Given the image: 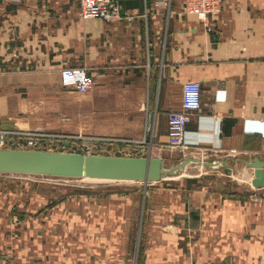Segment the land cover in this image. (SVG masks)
<instances>
[{
  "label": "crops",
  "instance_id": "obj_1",
  "mask_svg": "<svg viewBox=\"0 0 264 264\" xmlns=\"http://www.w3.org/2000/svg\"><path fill=\"white\" fill-rule=\"evenodd\" d=\"M184 5L122 0L131 19L107 22L82 19L79 0H0V127L142 139L150 123L165 162L168 112L197 81L184 144L231 170L218 186L163 178L72 196L0 174V264H264V186L244 164L264 159V0H222L211 31ZM65 66L88 72V92L61 85Z\"/></svg>",
  "mask_w": 264,
  "mask_h": 264
},
{
  "label": "built area",
  "instance_id": "obj_2",
  "mask_svg": "<svg viewBox=\"0 0 264 264\" xmlns=\"http://www.w3.org/2000/svg\"><path fill=\"white\" fill-rule=\"evenodd\" d=\"M184 3L185 9L195 15L207 31H211L209 17L221 10L222 0H184ZM79 9L82 19H98L107 22L131 19L127 11L122 9L121 0H79ZM59 75L63 87L78 93L88 92L93 85L92 77L82 67L65 66L61 68ZM200 97L199 82L185 81L182 83L180 109L171 110L167 115V144L165 147L169 151H180L184 155L191 152L184 144V133L192 115L200 108ZM145 129L148 136L145 135L142 139H127L116 136L0 127V150H41L114 156H132L134 153L141 152L146 156H152V125L148 123Z\"/></svg>",
  "mask_w": 264,
  "mask_h": 264
},
{
  "label": "water",
  "instance_id": "obj_3",
  "mask_svg": "<svg viewBox=\"0 0 264 264\" xmlns=\"http://www.w3.org/2000/svg\"><path fill=\"white\" fill-rule=\"evenodd\" d=\"M186 164H202L211 169H221L230 175L226 160L211 162L198 161L185 157L171 168H164L158 156H114L81 154L72 152H53L41 150H0V174L45 175L70 178H91L114 181L156 182L165 175H172ZM251 168L253 176L250 184L254 188L264 186V159L257 157L244 161Z\"/></svg>",
  "mask_w": 264,
  "mask_h": 264
},
{
  "label": "rangeland",
  "instance_id": "obj_4",
  "mask_svg": "<svg viewBox=\"0 0 264 264\" xmlns=\"http://www.w3.org/2000/svg\"><path fill=\"white\" fill-rule=\"evenodd\" d=\"M71 150V149H70ZM206 156V155H205ZM204 156V158H205ZM186 155L180 151H171L166 156V160L164 162V168H171L174 167L176 164L184 160ZM203 161L211 162L212 160H208V158L203 159ZM3 175H14V174H3ZM17 175V174H15ZM20 176H24L25 178L35 179V178H41L40 181L44 182L45 184H49L53 190L57 189L59 192L64 193L65 196H72L76 194H86L90 192L93 189L99 188V187H108L111 188L110 185H112V189L116 187L117 185H124V186H133V187H139L142 186L144 183L139 182H112V181H101V180H87L85 178H70V177H58V176H45V175H23L19 174ZM225 173L221 169H211L207 166H198L197 164H186L181 170L176 172L172 175H165L164 179H166V182L169 178H175V182L184 181V180H194L195 185H202L207 181L212 180L213 183L216 182V185L222 183V181H225L227 183H231L229 181L230 178H227L224 176ZM29 179V180H30ZM197 180L199 182H197ZM236 182V181H234ZM106 189V188H104ZM58 192V193H59ZM133 251L130 252V259H138L140 250L137 252L134 247Z\"/></svg>",
  "mask_w": 264,
  "mask_h": 264
},
{
  "label": "bare ground",
  "instance_id": "obj_5",
  "mask_svg": "<svg viewBox=\"0 0 264 264\" xmlns=\"http://www.w3.org/2000/svg\"><path fill=\"white\" fill-rule=\"evenodd\" d=\"M193 152H188L187 154H186V156L188 157V158H190V157H192L193 158V156H190L191 154H192ZM195 159H197L198 161H203L202 160V158L200 157V158H195ZM198 166H203L202 164H197ZM84 178V177H83ZM85 179H87V180H100V179H91V178H85ZM102 181V180H101ZM104 181H114V180H104ZM114 182H123V181H114ZM124 182H134V181H124Z\"/></svg>",
  "mask_w": 264,
  "mask_h": 264
},
{
  "label": "trees",
  "instance_id": "obj_6",
  "mask_svg": "<svg viewBox=\"0 0 264 264\" xmlns=\"http://www.w3.org/2000/svg\"><path fill=\"white\" fill-rule=\"evenodd\" d=\"M121 4H122V0H121Z\"/></svg>",
  "mask_w": 264,
  "mask_h": 264
}]
</instances>
